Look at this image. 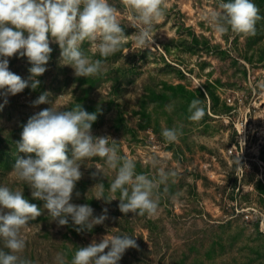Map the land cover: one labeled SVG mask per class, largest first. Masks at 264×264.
<instances>
[{
  "label": "rangeland",
  "instance_id": "374dc122",
  "mask_svg": "<svg viewBox=\"0 0 264 264\" xmlns=\"http://www.w3.org/2000/svg\"><path fill=\"white\" fill-rule=\"evenodd\" d=\"M109 2L117 8L125 34H134L121 0ZM166 2L153 43L145 49L136 48L129 36L124 48L106 59L100 75L77 78L60 62L59 46L53 43L47 71L37 77L39 86L9 95L0 110V186L23 191L41 207L42 215L22 230L27 241L23 257L31 264H55L57 253L70 262L79 247L107 234L135 236L138 244L118 264H264V19L257 22L255 36H221L204 19L219 0ZM254 3L264 17V0ZM82 50L102 59L88 42ZM30 67L26 57L9 58V70L25 80ZM45 92L49 104L33 106ZM194 99H200L206 113L199 121L189 119ZM77 104L97 112L93 135L117 140L119 154L135 160L138 174L156 175L150 156L177 173L157 192V214L124 215L118 199L110 204L93 199L92 187L103 182L107 196L115 177L99 157L81 162L83 177L71 201L88 204L94 216L108 209L109 219L91 231L78 233L70 218L67 226L58 227L43 202L16 181L14 163L5 165V160L25 156L17 152L16 142L27 120L48 107ZM235 124L247 133L245 159L236 170L227 154L237 134ZM166 127L182 130L175 143L164 141ZM97 169L102 174L93 179Z\"/></svg>",
  "mask_w": 264,
  "mask_h": 264
},
{
  "label": "clouds",
  "instance_id": "9594fccd",
  "mask_svg": "<svg viewBox=\"0 0 264 264\" xmlns=\"http://www.w3.org/2000/svg\"><path fill=\"white\" fill-rule=\"evenodd\" d=\"M121 3L129 13L130 26L136 29L132 35L125 34L118 10L109 0H0V96L4 97L0 110L8 103L9 95L39 86L37 77L47 71L53 43L59 46L60 62L71 67L77 78L100 75L106 59L120 52L129 36L139 49L153 43L155 25L166 13V0ZM204 19L221 36L231 32L248 37L256 35L257 22L264 17L254 0H219ZM84 42L102 59L87 55L82 50ZM15 56L26 57L31 65L28 80L9 70V58ZM32 103L49 104V93L41 94ZM189 112L192 121H199L206 114L200 99L191 102ZM97 118V112L90 113L80 104L63 109L48 107L27 120L21 139L16 142L17 152L25 154L17 156L13 165L16 181L26 184L31 197L43 202L51 222L58 227L67 226L70 218L78 233L91 231L109 219L107 208L94 216V209L88 204L71 202L76 184L83 177L82 161L99 157L115 172L107 189L109 194L105 195L104 183L100 182L92 187L96 189L93 199L106 204L118 199L119 211L124 215L157 214V192L177 175L174 170H166L155 156H150L148 163L157 170L156 175L138 174L135 160L119 154L117 140L93 135L92 125ZM161 135L166 143H175L182 130L166 127ZM100 174V170L93 172L92 178ZM117 192L119 198L115 196ZM41 215V207L30 203L23 191L0 186V264H31L23 257L27 241L22 230ZM130 248H138L135 236L107 234L100 242L93 240L79 247L70 262L66 254L57 253L55 264H118Z\"/></svg>",
  "mask_w": 264,
  "mask_h": 264
},
{
  "label": "built area",
  "instance_id": "2783aa9c",
  "mask_svg": "<svg viewBox=\"0 0 264 264\" xmlns=\"http://www.w3.org/2000/svg\"><path fill=\"white\" fill-rule=\"evenodd\" d=\"M228 102L231 103L232 99L228 98ZM237 134L235 136L234 142L230 146V148L227 151V154L230 157L234 158V161L237 163L238 167L240 168V165L245 159V151L247 147V133L245 128L239 127L238 125L235 124ZM247 219L249 218V215L245 216Z\"/></svg>",
  "mask_w": 264,
  "mask_h": 264
},
{
  "label": "trees",
  "instance_id": "16d2710c",
  "mask_svg": "<svg viewBox=\"0 0 264 264\" xmlns=\"http://www.w3.org/2000/svg\"><path fill=\"white\" fill-rule=\"evenodd\" d=\"M1 160H2V159H1ZM15 160H16V159H6V160H5V165L15 163ZM236 167H237V163L234 162V169H235V170H236Z\"/></svg>",
  "mask_w": 264,
  "mask_h": 264
}]
</instances>
